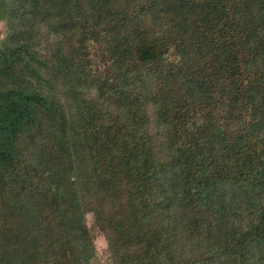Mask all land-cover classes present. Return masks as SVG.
<instances>
[{
	"label": "trees",
	"instance_id": "1",
	"mask_svg": "<svg viewBox=\"0 0 264 264\" xmlns=\"http://www.w3.org/2000/svg\"><path fill=\"white\" fill-rule=\"evenodd\" d=\"M0 12V264H264V0Z\"/></svg>",
	"mask_w": 264,
	"mask_h": 264
},
{
	"label": "rangeland",
	"instance_id": "2",
	"mask_svg": "<svg viewBox=\"0 0 264 264\" xmlns=\"http://www.w3.org/2000/svg\"><path fill=\"white\" fill-rule=\"evenodd\" d=\"M1 14V12H0ZM6 29V24L3 19L0 18V39L4 36V32ZM86 223L87 225L92 228L93 227V217L91 213L86 214ZM94 244L96 248V258L95 264H106L108 254L107 250V242L102 232L94 229Z\"/></svg>",
	"mask_w": 264,
	"mask_h": 264
}]
</instances>
